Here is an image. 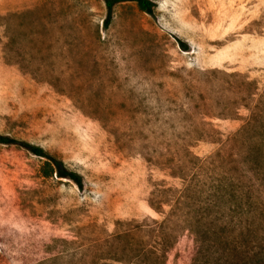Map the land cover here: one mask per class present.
Masks as SVG:
<instances>
[{
	"label": "rangeland",
	"instance_id": "obj_1",
	"mask_svg": "<svg viewBox=\"0 0 264 264\" xmlns=\"http://www.w3.org/2000/svg\"><path fill=\"white\" fill-rule=\"evenodd\" d=\"M151 1L0 0V134L79 176L0 141V264H264V0Z\"/></svg>",
	"mask_w": 264,
	"mask_h": 264
},
{
	"label": "trees",
	"instance_id": "obj_2",
	"mask_svg": "<svg viewBox=\"0 0 264 264\" xmlns=\"http://www.w3.org/2000/svg\"><path fill=\"white\" fill-rule=\"evenodd\" d=\"M115 0H105L106 6H107V15H108V19H110V15H111V9H112V5L114 3ZM138 7L143 10L146 11L148 13H152L153 12V2L151 0H135ZM180 47L185 48V43L182 42L181 40L178 41ZM0 141L1 142H17L20 143L21 145L25 146L26 148H28L31 152H33L34 154L40 155V156H44L46 157L48 161H46L45 163L50 166L51 168H55L56 169V173L59 176H67L70 177L72 179H74L75 181L79 182V176L78 174H76L75 172L68 170L65 168L64 164L62 161L49 156V154H47L40 146L25 142V141H18L15 139H11L8 138L6 136H3L0 134ZM44 174H47V171L44 169L43 170Z\"/></svg>",
	"mask_w": 264,
	"mask_h": 264
}]
</instances>
